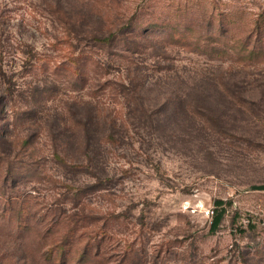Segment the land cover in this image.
Here are the masks:
<instances>
[{
    "label": "rangeland",
    "instance_id": "1",
    "mask_svg": "<svg viewBox=\"0 0 264 264\" xmlns=\"http://www.w3.org/2000/svg\"><path fill=\"white\" fill-rule=\"evenodd\" d=\"M0 51V264H264V0H0Z\"/></svg>",
    "mask_w": 264,
    "mask_h": 264
},
{
    "label": "trees",
    "instance_id": "2",
    "mask_svg": "<svg viewBox=\"0 0 264 264\" xmlns=\"http://www.w3.org/2000/svg\"><path fill=\"white\" fill-rule=\"evenodd\" d=\"M58 21L60 22V24H62L63 29L66 28V30L69 26L71 27L72 23L74 24V21L71 19H68L67 17L61 18ZM79 27L82 28V25H79ZM71 30H68L66 32V37L64 40L56 42L54 45V47H55L57 45V43H58V45L65 43L68 47L70 46L71 48L72 47L75 49L77 48L76 49V50H78L77 56H75L74 52L73 53L71 52L69 57H68V60H67V62H65V64L69 63V64H73V65H79V64L85 63V60L90 59L88 51H85V50H82L79 48V45H82L83 42H86V44H90L92 46V48L93 47L104 48V47H113V45L115 43H118V42L121 43V42L127 41V39L119 37L115 33H110L109 35H106V34L105 35H99L98 33H95L94 31L87 32V31H84L82 29L75 30V31L74 30L71 31ZM144 37H145V35H144ZM252 39H253V37H252ZM25 47H26V49L30 48L27 45ZM137 50H138V48H137ZM0 53H2V51H0ZM24 54L27 56L26 57L27 58V64L30 65V67L32 69H34L37 65L41 64L44 60L47 62L45 57L39 56L38 53H35L33 50L26 51V52H24ZM0 75L3 76L2 73H0ZM171 100H173V103L171 101H169L170 103L168 102V104L171 105L176 112L184 111V109L182 108L181 100H178V98H174ZM4 101H5V98L3 95L2 97H0V121L2 119V114H3V110L1 107H3L2 105H3ZM61 134L62 133H60V135ZM87 135H86V139H89L91 136V132H90V134L87 133ZM30 143H31V138L29 137L25 141H23V146H30ZM31 154L34 155V152H32ZM54 157L58 162H62L64 164H67L66 158L61 156V154L57 151V149L55 151ZM36 164L37 163H35L34 165H36ZM218 204L222 205L223 203L218 202ZM224 212L225 211L222 210L221 212H219L214 217L213 222H212V230L213 231H216L219 228L221 221L223 219ZM62 248H63V246H62Z\"/></svg>",
    "mask_w": 264,
    "mask_h": 264
},
{
    "label": "built area",
    "instance_id": "3",
    "mask_svg": "<svg viewBox=\"0 0 264 264\" xmlns=\"http://www.w3.org/2000/svg\"><path fill=\"white\" fill-rule=\"evenodd\" d=\"M205 213H206V215H207L208 218H211L214 215V210H212V209H206Z\"/></svg>",
    "mask_w": 264,
    "mask_h": 264
},
{
    "label": "water",
    "instance_id": "4",
    "mask_svg": "<svg viewBox=\"0 0 264 264\" xmlns=\"http://www.w3.org/2000/svg\"><path fill=\"white\" fill-rule=\"evenodd\" d=\"M255 190H264V185L263 186H256L253 187Z\"/></svg>",
    "mask_w": 264,
    "mask_h": 264
}]
</instances>
